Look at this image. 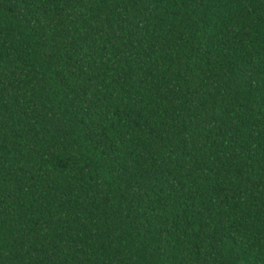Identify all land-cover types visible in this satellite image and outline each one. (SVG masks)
Segmentation results:
<instances>
[{
    "label": "trees",
    "instance_id": "trees-1",
    "mask_svg": "<svg viewBox=\"0 0 264 264\" xmlns=\"http://www.w3.org/2000/svg\"><path fill=\"white\" fill-rule=\"evenodd\" d=\"M0 264H264V0H0Z\"/></svg>",
    "mask_w": 264,
    "mask_h": 264
}]
</instances>
